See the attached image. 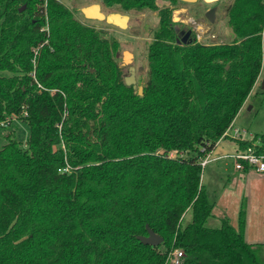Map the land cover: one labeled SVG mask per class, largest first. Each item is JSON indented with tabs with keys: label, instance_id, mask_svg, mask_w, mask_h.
Returning a JSON list of instances; mask_svg holds the SVG:
<instances>
[{
	"label": "trees",
	"instance_id": "16d2710c",
	"mask_svg": "<svg viewBox=\"0 0 264 264\" xmlns=\"http://www.w3.org/2000/svg\"><path fill=\"white\" fill-rule=\"evenodd\" d=\"M103 3L158 13L142 96L124 82L120 43L58 0H0V121L25 108L29 128L23 143L9 127L0 147V264H173L176 251L181 264H264V244L245 240V201L237 229L211 227L202 183L261 74L264 0H232L224 44L178 28L180 0ZM237 144L264 156V135ZM147 227L160 245L138 240Z\"/></svg>",
	"mask_w": 264,
	"mask_h": 264
},
{
	"label": "rangeland",
	"instance_id": "374dc122",
	"mask_svg": "<svg viewBox=\"0 0 264 264\" xmlns=\"http://www.w3.org/2000/svg\"><path fill=\"white\" fill-rule=\"evenodd\" d=\"M66 8L73 11L75 17L81 22L94 26L96 29L103 32V36L107 39H114L120 43V50L116 55L119 65L123 68L124 77L128 76V68L122 63V55L128 51L133 54V66L135 67L136 90L143 86L148 78V47L154 39V33L158 28L159 17L158 13L150 10L141 12H126L116 7L109 8L103 3V0H58ZM179 8L174 12L173 20L178 23V28L187 26L192 28L196 33L199 42L204 44H224L234 40V35L228 25L226 13L232 0H218L209 3L206 0H197L196 3H185L180 0ZM91 4H100L102 11L105 14L121 13L129 16L128 27L121 29L119 27L109 25L104 21L89 20L83 15L81 9ZM216 8L215 21L210 22L206 18V13ZM264 53V41H263ZM264 124V108L261 113L255 116L253 124L248 127L251 134L263 135L258 129ZM18 141L25 143L29 136V128L22 122H14L12 126ZM10 129H2L0 131V147L6 143L5 136ZM232 142L224 140L218 148L217 153L210 156L211 161L204 167L202 175V183L209 188V197L214 203L217 201L220 191H229L235 184V174L243 175V170L236 169V160L234 158H224L222 160H214L217 154L229 153L234 155L236 152L230 148ZM227 163V171L218 170L219 166ZM217 172H221L219 175ZM215 173V174H214ZM219 207L214 210V217L210 220L209 226L218 227L220 225ZM231 214V208H229ZM217 215V216H216ZM191 220V213H188L184 218V225Z\"/></svg>",
	"mask_w": 264,
	"mask_h": 264
},
{
	"label": "crops",
	"instance_id": "0c3cea01",
	"mask_svg": "<svg viewBox=\"0 0 264 264\" xmlns=\"http://www.w3.org/2000/svg\"><path fill=\"white\" fill-rule=\"evenodd\" d=\"M210 3V2H209ZM264 108V55L263 66L261 74L255 84V87L245 102L244 106L240 110L237 118L235 119L233 126L245 131L247 133L246 140H250L254 137L248 130L251 127L255 116L261 113ZM264 135V124L258 129ZM224 140L232 142L230 148L237 152L238 144L236 141L224 138L219 141L215 150L211 153H217L219 146ZM229 153L217 154L214 160H222ZM232 155V154H231ZM227 163L219 166L218 170L227 171ZM245 174H235V184L229 191L221 190L217 201L214 202V210L218 206L219 218H227L230 224L234 228H238L239 211L243 200L246 204V228H245V240L249 244H264V172H256L255 170H243ZM221 172H217L219 175ZM215 174V173H214ZM208 194L209 188L205 186ZM231 208V214L229 212Z\"/></svg>",
	"mask_w": 264,
	"mask_h": 264
},
{
	"label": "water",
	"instance_id": "95a60500",
	"mask_svg": "<svg viewBox=\"0 0 264 264\" xmlns=\"http://www.w3.org/2000/svg\"><path fill=\"white\" fill-rule=\"evenodd\" d=\"M185 3H196L197 0H182ZM25 7L20 9L22 11ZM83 15L86 19L89 20H99L104 21L109 25H113L116 27H119L121 29H126L128 27L129 22V16L123 15L121 13H111V14H105L102 11V6L100 4H91L89 6L83 7L81 9ZM215 12L216 8L213 7L206 13V18L210 22L215 21ZM177 35L181 43L188 44L192 41L191 39V30H179L176 29ZM128 57L127 60H125V63L123 65H130L131 64V58L132 54L128 51L124 52V57ZM129 75L124 77V82L127 86H133L136 89V79H135V67L130 66L128 70ZM143 86H140L138 91L139 95H143ZM148 236H140L138 237V240L146 245L151 246H158L162 243L163 239L159 235H157L155 232H153L149 227H147Z\"/></svg>",
	"mask_w": 264,
	"mask_h": 264
},
{
	"label": "built area",
	"instance_id": "2783aa9c",
	"mask_svg": "<svg viewBox=\"0 0 264 264\" xmlns=\"http://www.w3.org/2000/svg\"><path fill=\"white\" fill-rule=\"evenodd\" d=\"M43 31L48 32L49 29L46 26L45 28L42 29ZM40 48H37L34 50L35 52V59L33 60L34 63L36 62V56L38 55ZM51 95H54L57 90H48ZM27 111L24 108V111L22 112L21 115H12L11 117L6 118L3 121H0V131L2 129H7L11 126H13L14 122H21V117H26ZM246 136L247 133L245 131H241L238 128H235L232 126L223 136L222 139L228 138L234 141H246ZM254 138V137H253ZM252 138V139H253ZM251 140V139H250ZM175 153L172 154L174 156ZM211 154H209L203 161H202V166L205 167L210 161ZM225 158H234L236 160V169L238 170H244V163L250 165L251 167L254 168L256 172H264V156L263 155H258L256 151L254 150L253 147H249L245 151H240L239 149L234 155H227ZM69 168H65L64 172H68ZM183 257V252L176 251L173 254L172 258V263L173 264H181V258Z\"/></svg>",
	"mask_w": 264,
	"mask_h": 264
},
{
	"label": "flooded vegetation",
	"instance_id": "af4514ba",
	"mask_svg": "<svg viewBox=\"0 0 264 264\" xmlns=\"http://www.w3.org/2000/svg\"><path fill=\"white\" fill-rule=\"evenodd\" d=\"M132 54V53H131ZM133 55V54H132ZM133 58H134V56H132V58H131V64L130 65H124L125 67H127L128 68V70H129V67L130 66H133L132 64H133ZM128 59V57L126 56V57H124V53H123V55H122V63L124 64L125 63V60H127Z\"/></svg>",
	"mask_w": 264,
	"mask_h": 264
},
{
	"label": "bare ground",
	"instance_id": "6f19581e",
	"mask_svg": "<svg viewBox=\"0 0 264 264\" xmlns=\"http://www.w3.org/2000/svg\"><path fill=\"white\" fill-rule=\"evenodd\" d=\"M206 1L212 3V2H216L218 0H206Z\"/></svg>",
	"mask_w": 264,
	"mask_h": 264
}]
</instances>
